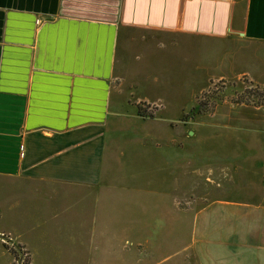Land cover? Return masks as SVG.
Returning a JSON list of instances; mask_svg holds the SVG:
<instances>
[{
    "label": "crops",
    "instance_id": "obj_1",
    "mask_svg": "<svg viewBox=\"0 0 264 264\" xmlns=\"http://www.w3.org/2000/svg\"><path fill=\"white\" fill-rule=\"evenodd\" d=\"M161 49L198 91L264 86V0H0V234L30 264H264V105L163 133L194 104L135 93Z\"/></svg>",
    "mask_w": 264,
    "mask_h": 264
},
{
    "label": "rangeland",
    "instance_id": "obj_2",
    "mask_svg": "<svg viewBox=\"0 0 264 264\" xmlns=\"http://www.w3.org/2000/svg\"><path fill=\"white\" fill-rule=\"evenodd\" d=\"M163 45V43H160L161 47H163ZM155 53L153 58L149 57V61H145V65H149L152 70L157 71L159 80L153 81L152 77L147 80V78L144 77L146 81L139 86V89L135 93L142 96L144 95L150 99H159L165 107V112L171 118H178L181 114V110L190 107L192 103L194 104L192 108L186 110V114H182L183 116L181 118L170 123L173 130L167 125H162L161 131L163 133L166 132L171 134L174 132L178 134L181 129V132H187L190 125L187 124L185 120L187 116L196 112H203L206 114L221 107L223 114L229 109H233L231 107H234V103L241 102L251 106L264 105V86L254 85L248 82L246 78L241 77L239 80L228 81V83H223V80L210 81L205 88L198 91L201 85H203V82H201V73L192 69L191 65H186L178 55H170V53H167L164 49ZM195 91L197 92L193 97V92ZM180 150L181 149L178 147V153L184 152H180ZM114 151L118 155V163H122L126 159V155H122L120 150ZM179 218L182 219L178 210V219ZM188 221L187 217L182 220L179 225V232L182 240L187 237ZM8 251L10 250L8 249ZM159 252L162 251L161 248L158 247L156 253Z\"/></svg>",
    "mask_w": 264,
    "mask_h": 264
},
{
    "label": "built area",
    "instance_id": "obj_3",
    "mask_svg": "<svg viewBox=\"0 0 264 264\" xmlns=\"http://www.w3.org/2000/svg\"><path fill=\"white\" fill-rule=\"evenodd\" d=\"M0 238L6 248L14 252L13 264H30L27 251L13 243L10 236L1 233Z\"/></svg>",
    "mask_w": 264,
    "mask_h": 264
},
{
    "label": "trees",
    "instance_id": "obj_4",
    "mask_svg": "<svg viewBox=\"0 0 264 264\" xmlns=\"http://www.w3.org/2000/svg\"><path fill=\"white\" fill-rule=\"evenodd\" d=\"M6 247V246H5ZM10 252L13 254L14 252L10 250ZM13 264V263H12Z\"/></svg>",
    "mask_w": 264,
    "mask_h": 264
}]
</instances>
